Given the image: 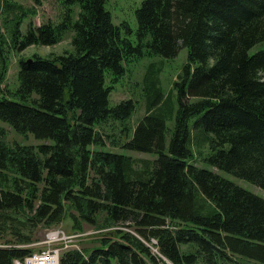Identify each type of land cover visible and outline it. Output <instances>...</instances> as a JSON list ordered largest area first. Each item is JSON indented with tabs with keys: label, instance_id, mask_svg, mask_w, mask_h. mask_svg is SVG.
<instances>
[{
	"label": "trees",
	"instance_id": "trees-1",
	"mask_svg": "<svg viewBox=\"0 0 264 264\" xmlns=\"http://www.w3.org/2000/svg\"><path fill=\"white\" fill-rule=\"evenodd\" d=\"M107 2L61 0L59 22L24 35L10 22L20 50L69 32L72 49L20 59L19 86L0 91V264L24 261L37 231L67 220L100 244L65 250L59 264H264V198L212 170L264 190V0H143L135 30L116 25ZM182 49L167 95L160 69L147 68L149 112L122 145L156 159L106 150L137 110L133 99L111 104L128 68ZM3 125L41 143L12 141ZM193 134L210 168L190 163Z\"/></svg>",
	"mask_w": 264,
	"mask_h": 264
},
{
	"label": "rangeland",
	"instance_id": "rangeland-1",
	"mask_svg": "<svg viewBox=\"0 0 264 264\" xmlns=\"http://www.w3.org/2000/svg\"><path fill=\"white\" fill-rule=\"evenodd\" d=\"M143 0H108L107 8L111 12L114 22L116 25L123 23L129 24L133 30L137 27L136 21V11L140 8ZM11 5L10 7L7 5ZM62 4L61 0H44V2L35 6L33 0H0V33L3 35V44L0 47V51L3 50V60H0V77H3V67L7 69L4 74V81H0V91H6L8 88L14 90L19 86L18 83V71H19V61L20 59H30L33 55H39L43 58L49 56H55L65 53L72 49V33L69 32L65 35L62 42L52 45V46H30L25 50H20V44L14 47L11 42V32H10V22L11 20L21 22L20 31L24 35L30 23L35 26H40L48 21L59 22L62 15ZM187 49L180 50L179 54L169 60H165L160 56H148L141 61L132 64L128 68L126 76L114 87L111 93V104L117 105L122 101H127L133 99L137 103V110L133 114L132 118L128 120L125 127L128 129L127 132H123L120 123H115V139L118 141L119 146H111L108 139L105 138L107 144L106 150L117 152L121 154H126L134 158L135 160L144 159H156L151 157L148 153L137 152L132 150H124L123 144L127 141V138L131 139L134 135V130L138 123L147 116L148 108L146 107V101L142 91L145 89L144 75L147 68L154 67L155 69H160V84L165 95L172 89V84L178 81V76L181 73L184 65L187 61ZM163 103V100H161ZM159 106V105H158ZM1 123V122H0ZM2 124V123H1ZM8 133L9 138L12 141L19 142L26 145H37L41 142L35 140L33 137L23 138L17 135L11 128L3 125ZM196 135L193 134L195 139V145L193 150L195 152V159L190 161L191 164L210 168L209 165L203 163L205 155L208 154V149L204 145L197 143ZM200 153H202L200 155ZM215 173L220 174L226 179L232 180L236 184L243 186L244 188L251 190L255 194L264 198V190L257 185L251 184L245 180L235 178L226 172H220L218 169H212ZM62 230L67 235L74 234L71 230V222L69 220L65 221L57 228L53 229H43L35 233L34 242L28 246L34 248V253L38 251L45 250L43 243L47 239V235L51 232ZM87 233L93 232L85 237V239L78 242H74L73 246L69 245L72 250H80L90 247H99L100 243H96L98 238L94 230H87ZM152 247L154 254L158 255V249L156 248V241L152 239L150 242H146ZM70 250V249H68ZM65 251V250H64ZM87 257V255H86Z\"/></svg>",
	"mask_w": 264,
	"mask_h": 264
},
{
	"label": "built area",
	"instance_id": "built-area-1",
	"mask_svg": "<svg viewBox=\"0 0 264 264\" xmlns=\"http://www.w3.org/2000/svg\"><path fill=\"white\" fill-rule=\"evenodd\" d=\"M91 233L93 232L67 235L62 230L51 232L47 235V239L41 243L46 247L45 250L33 253L24 261L15 260L14 264H59L61 253L64 250L71 249L69 245L73 246L74 242L85 239Z\"/></svg>",
	"mask_w": 264,
	"mask_h": 264
}]
</instances>
